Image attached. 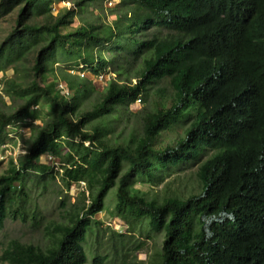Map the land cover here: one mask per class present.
I'll return each mask as SVG.
<instances>
[{"label":"trees","instance_id":"16d2710c","mask_svg":"<svg viewBox=\"0 0 264 264\" xmlns=\"http://www.w3.org/2000/svg\"><path fill=\"white\" fill-rule=\"evenodd\" d=\"M69 1L54 12L55 0H0V19L13 18L0 41L2 93L13 104L19 100L10 111L0 108V141L8 125L37 119L29 113L44 101L53 113L41 126L28 122L26 153L0 174V235L8 216L33 226L45 222L38 204H29L24 177L42 155L67 162L61 175L67 196L74 183L87 184L67 221L45 223V247L12 238L1 259L84 264L85 242L95 234L90 264H147L127 257L151 238L148 226L163 232L161 252L148 264H264V0H118L107 9L109 0ZM20 60L27 82L5 76L10 67L18 72ZM50 63L76 71L84 65L94 79L114 75L85 107L84 99L97 91L95 80L63 69L49 82ZM163 79L167 87L159 85ZM142 97L146 107L135 111L141 135L113 139L107 115L115 117L118 105L132 111ZM174 130L177 136L164 145L163 131ZM180 164L194 166V183L185 192L149 198L132 179L163 180ZM112 187V215L127 229L105 235L96 215ZM136 232L143 236L132 241ZM255 245L262 249L258 260Z\"/></svg>","mask_w":264,"mask_h":264},{"label":"rangeland","instance_id":"374dc122","mask_svg":"<svg viewBox=\"0 0 264 264\" xmlns=\"http://www.w3.org/2000/svg\"><path fill=\"white\" fill-rule=\"evenodd\" d=\"M113 3H105V8H114L115 4H117L118 0H111ZM72 2L69 0L58 1L55 0L53 4V11L57 12L63 6H70ZM94 6H89L88 10L83 14L85 17H89L91 15L90 11ZM109 18H116V15L109 14ZM108 18V19H109ZM107 19V20H108ZM80 21V16L76 17L74 25H77ZM13 24V18L11 16H6L0 19V41L2 38L9 32L11 25ZM95 50H98L95 47ZM101 52L104 54L108 53L104 47H102ZM83 53H76L75 58L79 59ZM22 62V63H21ZM23 60H20L16 65L18 67V72L14 73L12 67L8 68L5 72V76L11 78H15L19 82H27V78L25 75V68L23 71L22 66ZM53 66V69L50 70L48 81H53L56 72L63 71L64 65L63 63H50L49 66ZM75 66V65H74ZM112 66H109V70H113ZM66 71L72 73V71L67 68ZM84 77H89L93 79L92 74L86 70ZM77 74V73H73ZM114 74L109 73L106 75L104 79L95 78V83L97 85V91L90 94L89 98L84 99V106L90 107L91 103L97 100L99 92L104 89L108 80ZM2 73L0 72V108H3L7 111H10L14 105H17L19 100L14 102V104L10 101V98L7 95L2 93L4 83L2 81ZM60 83V81H59ZM58 83V87L64 85L65 82L61 84ZM167 87L168 80L163 79L161 84ZM158 86V85H155ZM169 90V88H168ZM145 101L142 100L136 102V104L131 107L132 111H129L125 108L124 105H118V109L120 110L118 114L113 117L107 118L114 121V130L112 131V138L116 139L118 142L128 141L130 135L135 132L136 135H141L142 130V120L139 114H135L136 112H140L143 107H146ZM147 102L151 105V98L147 100ZM31 117L38 116L37 119L31 120L30 117H27L25 121L17 122L12 124L11 126L6 127V134L0 141V174L7 173L10 168V160L13 159L15 164H18V157L23 155L29 145V141L31 139V126L35 124L37 126L43 125L44 122L50 120L52 118V109L51 105L48 101H44L40 107L31 109L29 113ZM36 114V115H35ZM28 122H32L28 125ZM179 128V125L177 126ZM14 132V137H9L8 132ZM180 129V133H181ZM163 140L164 145L172 142L177 136V130L173 132H165L163 131ZM5 144V145H3ZM66 153V157L68 156V151H64ZM67 165L65 159H60L59 157L46 154L41 156V161L36 163L29 172L25 174V179L29 188V204L35 205L38 204L42 214L44 215V221L42 225L33 226L30 225L29 222L24 223L18 220L13 219V217L8 216L5 221V226L0 235V264H8V262L3 261L1 259V255L3 250L7 247L8 242L12 238H20L22 241H27L32 238V240L37 241L42 246H46L48 242V235L44 233L43 227L46 222L49 220H59L60 222L67 221L69 219V212L72 210L73 204H80L83 200V192L87 189V184L83 181L74 183L72 188L69 190L67 196V190L62 182V173L64 170V166ZM127 165L124 166V169ZM194 166L192 165H178L177 167L170 168L168 170L167 178L163 180L154 179V181H148V178L145 176L132 175V179L135 181L136 186L142 189L149 198L160 196L165 194H171L173 190L177 189L178 191H184L189 188L194 183L195 175L193 174ZM45 174L46 177L41 179L40 176ZM162 177V175H161ZM165 177V175H163ZM117 187H112L108 192L105 204L106 208L99 212L96 217L100 218L103 222L101 227H105L106 232L105 235H110L112 230H122L125 231L127 228L123 226V222L117 217L112 215V211L115 208L117 202L116 195ZM65 200L63 204L62 201ZM88 202V200H87ZM135 226L137 228L144 227L142 223L135 222ZM98 226L94 223L93 231H96ZM147 233L151 234L150 239H145V244L142 249L139 251L130 252L127 257V262L133 261L134 263L146 262L147 264L151 261H155L158 254L161 252L162 248V240H163V232H157L155 230H151L150 227L146 226ZM141 238L143 236L141 233L136 232L134 236H132V241H135L136 237ZM146 236V235H144ZM40 239V240H39ZM96 235L92 234V236L87 237L85 242V249L89 254L88 262L85 264L91 263V254L92 250L96 246ZM100 252H103V248L101 247Z\"/></svg>","mask_w":264,"mask_h":264},{"label":"built area","instance_id":"2783aa9c","mask_svg":"<svg viewBox=\"0 0 264 264\" xmlns=\"http://www.w3.org/2000/svg\"><path fill=\"white\" fill-rule=\"evenodd\" d=\"M108 3H110V5L113 3V1H111V0H109L108 1ZM86 70H88L89 72H90V70L87 68V67H85L84 65H81L80 66V68H79V70L78 71H76V70H71L72 71V73H77V74H80L81 76H83V75H85V71ZM106 77V75L105 74H102V75H99L98 76V79H104ZM95 78H97V77H95ZM94 79V78H93ZM95 80V79H94ZM62 83V81L59 83V84H61ZM66 83L64 84V85H61V87L59 86V88H61L63 91H65V92H67L66 91ZM140 101V99H137L136 100V102H139ZM11 126V125H10ZM8 136L9 137H14L15 135H14V132H12V131H10V132H8ZM3 145H5V144H3Z\"/></svg>","mask_w":264,"mask_h":264},{"label":"clouds","instance_id":"9594fccd","mask_svg":"<svg viewBox=\"0 0 264 264\" xmlns=\"http://www.w3.org/2000/svg\"><path fill=\"white\" fill-rule=\"evenodd\" d=\"M235 3V1L234 0H228V2H227V5H233ZM26 119H28V118H26ZM32 120V119H31ZM12 125V124H11ZM8 126H10V125H8ZM26 151H27V149H26ZM26 151H25V153H26ZM24 153V154H25ZM23 154V155H24ZM46 155V154H45ZM22 156V155H21ZM20 157V156H19ZM19 157H18V159H19ZM247 235H248V232L247 231H243L241 234H240V236L241 237H243L244 238V240H245V238L247 237ZM239 236V237H240ZM85 247V246H84ZM258 247V245H255L251 250H252V252L256 255V258H257V260L260 258V256L262 255V249H258L257 248ZM86 250V249H85ZM86 254H87V262H88V257H89V254L87 253V251H86ZM85 264V263H84Z\"/></svg>","mask_w":264,"mask_h":264}]
</instances>
